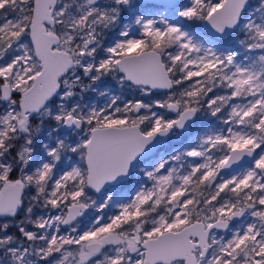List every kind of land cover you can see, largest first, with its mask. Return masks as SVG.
I'll use <instances>...</instances> for the list:
<instances>
[{
  "label": "snow or ice",
  "instance_id": "obj_1",
  "mask_svg": "<svg viewBox=\"0 0 264 264\" xmlns=\"http://www.w3.org/2000/svg\"><path fill=\"white\" fill-rule=\"evenodd\" d=\"M0 264H264V0H0Z\"/></svg>",
  "mask_w": 264,
  "mask_h": 264
}]
</instances>
